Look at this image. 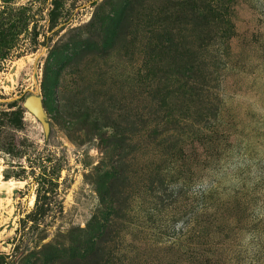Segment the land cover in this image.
<instances>
[{
	"label": "rangeland",
	"instance_id": "obj_1",
	"mask_svg": "<svg viewBox=\"0 0 264 264\" xmlns=\"http://www.w3.org/2000/svg\"><path fill=\"white\" fill-rule=\"evenodd\" d=\"M52 1L13 0L14 6L30 7V27L36 25L40 44L24 41L26 50L0 67V130L17 136L25 144L18 149L26 153L10 158L0 148L3 264L21 249L25 257L14 264H44L39 252L53 238L66 248L68 233L102 217L97 184L105 177L115 194L109 247L118 264L130 257L135 264H248L242 232H264V220L250 219L264 196L246 184L229 189L217 175L231 162L232 149L252 157L264 153V0H145L132 5L126 32L116 29L103 48L104 13L120 0H57L58 16L50 23ZM186 2L198 8L197 16L182 12ZM165 17L182 19L178 48L194 50L202 64L211 108L206 119L183 107L170 109L172 99L161 104L151 90L150 69L165 57L155 40ZM78 40L83 43L76 55L60 64L58 52ZM30 97L45 103L41 121L24 107ZM20 102L24 112L15 131L2 112ZM48 152L63 167L51 216L34 233L44 229L46 238L21 240L19 219L35 198L29 165ZM19 165L28 178H4V170L18 172ZM205 178L216 188L199 196L193 189ZM58 259L53 264H62Z\"/></svg>",
	"mask_w": 264,
	"mask_h": 264
},
{
	"label": "trees",
	"instance_id": "obj_2",
	"mask_svg": "<svg viewBox=\"0 0 264 264\" xmlns=\"http://www.w3.org/2000/svg\"><path fill=\"white\" fill-rule=\"evenodd\" d=\"M145 0H120L119 2L110 5L108 12L104 13L103 25L101 26V33L105 34L101 48L110 45L112 42L113 34H116V29L119 28L121 32H126L128 29V21L130 17L128 12L132 9V5L143 4ZM164 1V0H161ZM191 1V0H190ZM52 8L49 10L47 17L50 23H54L60 5L57 0L52 1ZM183 13H192L197 16L198 8L189 2L185 3ZM30 7L28 6H14L13 0H1L0 3V67L4 62L11 57H18L23 48L24 41L28 40L29 44L34 47L38 43V31L36 25L31 23L34 21L33 15L29 13ZM167 18L166 25L158 27L159 30L156 35V44L160 47L163 54V64L150 69L153 74L154 86L151 89L155 96H158L159 102L165 104V100L172 99L170 109H180L183 107L185 111L193 116L199 114L200 118L206 119L211 114L206 104L207 89H205L203 81L206 79L203 73L202 64L198 60V55L191 50L189 53H184L181 47L175 41V37L182 39L183 35L180 28L182 19L172 17ZM164 18L162 20H165ZM195 19V17L193 18ZM196 20V19H195ZM211 22V21H210ZM201 24V23H200ZM53 25V24H51ZM54 26V25H53ZM200 25L199 27H204ZM214 27V24L212 25ZM113 28V29H112ZM110 29V30H109ZM59 31H54V34ZM45 36V35H44ZM111 36V37H110ZM193 40L199 41L201 38L196 36ZM47 38V37H45ZM81 42L78 40L75 44L66 45L61 49L60 53L62 58L59 63H63L72 56L76 55V50ZM24 49V51H23ZM161 55V54H160ZM71 56V57H70ZM172 56V57H171ZM176 60V62H175ZM184 61L182 64L181 61ZM171 61V64L169 62ZM180 61V63H178ZM23 101V100H22ZM12 105V104H11ZM14 106V103L13 105ZM11 106V108H12ZM43 107L46 108L43 102ZM210 111V112H209ZM24 110L22 102L8 112H2L3 115L8 116L10 121L8 125L13 127L15 131H19L21 127V119ZM175 116V115H174ZM177 117H173V121L177 122ZM98 117L93 118V122L97 123ZM7 135L0 130V148L3 147L2 153L4 156L10 158L20 159L26 153L20 151L18 148L21 146L25 150V144L21 143L17 136ZM10 137V138H9ZM20 166V171L4 170V178L10 177L17 178L18 180H25L28 174L31 175V183L34 186V205L33 208L19 219V239H34L42 241L46 238L45 231L42 229L40 235H35L42 226L45 228L47 219L52 213L51 202L58 197L59 176L63 167L62 160L56 158L53 153H42L37 155L34 162L29 165L30 171L26 173L25 167ZM36 167L38 171H36ZM98 196L100 204L103 206L104 211L100 218L91 220L84 229L67 234L69 245L66 248H60V245L53 238L42 246L39 252L41 260L44 264H53L58 259L62 264H118L112 256L113 251L110 249V243L115 238V231L110 225L111 220L116 216L113 206L115 203V194L113 193V183L107 178H102L97 184ZM59 205V202H57ZM61 205V204H60ZM61 209V208H59ZM21 231V232H20ZM34 234V235H33ZM58 235H56L57 237ZM24 250L21 249L15 253L11 259V264L23 260ZM66 256L65 259H61ZM6 256L4 253L0 254V264H3ZM126 264H135V259L132 257L127 260Z\"/></svg>",
	"mask_w": 264,
	"mask_h": 264
},
{
	"label": "clouds",
	"instance_id": "obj_3",
	"mask_svg": "<svg viewBox=\"0 0 264 264\" xmlns=\"http://www.w3.org/2000/svg\"><path fill=\"white\" fill-rule=\"evenodd\" d=\"M261 111L264 112V109ZM230 156L231 162L221 170L217 179L229 189H238L242 184H246L249 190L264 196V153L252 157L246 151L232 149ZM242 170L243 176L240 175ZM215 188V182L205 178L194 186L193 191L202 196ZM250 219L253 223L264 220V199L254 205ZM240 243L248 264H260V258L264 256V232L256 229L244 230Z\"/></svg>",
	"mask_w": 264,
	"mask_h": 264
},
{
	"label": "water",
	"instance_id": "obj_4",
	"mask_svg": "<svg viewBox=\"0 0 264 264\" xmlns=\"http://www.w3.org/2000/svg\"><path fill=\"white\" fill-rule=\"evenodd\" d=\"M32 102H36V105H37L36 108H33L31 106ZM24 107L31 115H33V117H35L36 119L40 121L42 120L44 108H43V104L41 100L35 97H30L26 99V101L24 102Z\"/></svg>",
	"mask_w": 264,
	"mask_h": 264
},
{
	"label": "bare ground",
	"instance_id": "obj_5",
	"mask_svg": "<svg viewBox=\"0 0 264 264\" xmlns=\"http://www.w3.org/2000/svg\"><path fill=\"white\" fill-rule=\"evenodd\" d=\"M31 106H32L33 108H36V107H37L36 102H32ZM26 115H27V116H30V114L27 113V112H26ZM30 117H31V116H30Z\"/></svg>",
	"mask_w": 264,
	"mask_h": 264
}]
</instances>
